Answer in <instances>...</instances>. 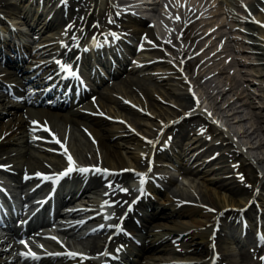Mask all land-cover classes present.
<instances>
[{"label":"bare ground","instance_id":"6f19581e","mask_svg":"<svg viewBox=\"0 0 264 264\" xmlns=\"http://www.w3.org/2000/svg\"><path fill=\"white\" fill-rule=\"evenodd\" d=\"M1 1L2 0H0V3ZM66 1H69V0H66ZM91 1H93L92 14H96L100 8L99 2H103V0H91ZM223 1H226V0H223ZM201 2L202 0H175L174 2V8H177L179 10V14L181 15V18H182V19H179L181 22V27H182L181 36L187 40L186 45L184 46V49H183L184 51H186L187 56L186 58H184V61L182 62V66L184 67V69L190 72L189 73L190 77L196 83H199L200 81L199 79L202 77H204V80H203L204 84L212 83L214 80L219 81V79L217 78L221 77L220 75H223L228 82V85H226L225 89L232 91L233 96H234L232 99H226V98L224 99L222 98V94L220 95L221 96L220 99H224L223 100L224 103H222L223 108L227 107L231 111L230 114L237 116L235 123L242 122L246 117L243 118L240 115L238 116V113L240 112L237 111V109L233 106L234 100H243L245 98L243 102L240 103L239 106H244V105L248 106V104L250 103L249 100L251 99L250 97L249 99H247L249 95L243 92L244 88H241L242 83L239 80H237L235 77L236 69L234 68V62L241 63L242 65H248L252 67L255 71V73L253 72L254 76H256L258 80L264 81V9L262 11V9L260 8V4L264 3V0H242L241 1V3H243V6L247 9L245 11L244 7L242 6L244 15H243V18H241L242 23L244 24L241 30L246 33L247 38L244 40L243 38L235 37L233 41L234 43H236V45L240 44L241 46L240 48H238L235 44L228 42L227 40H224V43H222V45L220 46L218 45V42H220V39H221V35L223 34V31H221L220 28L224 26L228 30H230L234 28L235 26L233 25V22L232 23L230 22L222 23V20L218 19V14H219L218 8L220 7L224 9L223 12L227 20L234 21L236 19L232 15V10H231L232 4H234L235 6L237 5V7L240 9L241 8L239 4L240 2H236V0H227V2H225L223 5H221L219 0H208V2L203 1L204 3H201ZM61 3L66 4V2L63 0L61 1ZM75 4L77 3H74V4L68 3L69 8L67 12L68 14H70L72 19L76 15L79 16L82 10L81 4L79 5H75ZM152 5H155V4H152ZM4 7L5 8L3 9V11H5L7 15L10 13H20V10H22V8L16 5H5ZM35 9L37 10V7H35ZM55 10L59 12V9H55ZM112 13L113 11L111 8L107 9L104 15H101L98 18L91 19L93 21V23L91 22V26H93V28L97 30L101 26L112 27V25H116L118 21L114 20V17H113L114 13L113 14ZM46 14L47 12L45 13V15ZM31 16H33V18L36 19L35 13L32 12ZM191 17L193 18L187 21V19ZM44 18L45 16L41 19V21L44 20ZM54 19L55 17L53 18V20ZM94 19L98 20L97 21L98 23L95 22ZM110 20L112 21L111 23L109 22ZM134 20L136 22H133L134 28L130 30L131 36L132 37L134 36L137 38L139 32L141 31L142 33L139 40L137 41V43L139 42L137 44L139 52H137L138 54L134 55V57L136 58L134 62L141 64L139 60L147 61V59H150V58L155 59L157 56H159L157 55L159 52L155 50L154 52L150 53V55L152 54L150 56L147 53V51H145L146 48L150 45V43L147 40H145L144 37L146 36L147 38H150L148 34L150 33V28L142 26L141 24L143 22L142 19L137 18ZM38 23L40 24L39 27H42V26L46 27V26L52 25V23L50 22L45 25H43L44 22L41 23L39 21ZM238 24L239 23H237V25ZM33 32L35 31L33 30ZM212 33L213 35L211 36ZM171 36L173 37V35ZM49 38L51 37H48V39ZM77 39H78L77 36L65 37L64 44L72 45L77 41ZM173 41H174V46L171 45L169 51L171 52V55L175 59H177L183 54V52L181 51V49H179L175 45L176 40L174 39V37H173ZM244 43L247 45L246 47L247 48L249 47L251 52L255 54L256 61L247 62L244 60H240L239 58H235L234 60L233 58H231V60H227L230 55V52L244 51V49H246V47H244ZM141 45H143L142 48H141ZM18 48H19V45L13 43L11 40L7 39V37H3L2 39H0V55L2 54V52L9 53L10 51L14 54L13 57H17V50H20ZM30 48H31L30 46L29 47L26 46L23 48V50L26 53V58L25 60H21L19 70H24L27 75L37 73L33 76L31 82L35 84H40L41 81L44 79V75H43L44 72L48 69H52V70L54 69L52 58L51 59L46 58L48 54L51 55L53 53V51H50L51 49H53V46H50V47L42 46L39 48L36 47L31 52H30ZM115 59L117 60L116 64L118 65L114 66L112 72L110 73L111 75L118 73L119 68L123 67L121 66L122 64L120 62L121 59L117 58L116 55H115ZM12 60H15V59H12ZM162 61H164L165 64H168L167 61L160 60V61L153 62L150 66L158 62L160 63ZM32 64L35 65V68L32 69L31 71H28V68ZM150 66H146L144 70H146ZM155 67H156L155 70H157L158 75L157 74L153 75L151 72H146V71H145L146 72L145 74L143 72L142 67L141 69H137L136 67H134V63H133L132 65L128 66V68L126 69V72H136L135 74L130 73L128 75L125 73V74L119 75L116 82L106 83L105 85L103 84L102 91H99V90L97 91L98 92L97 99H98V103L100 104V108H98L99 106L98 107L95 106L91 100L88 101L87 99L84 100V105L82 107H79V109H77L75 104L70 102L69 105L66 107V112H63L61 118H59L60 119L59 122L61 123H58L56 125V128L62 130L63 128L62 124L65 126L66 123H68L70 127V131L72 132L71 140L63 143V146L61 147L57 145L54 146V148H59V152H58L59 155H55L56 159H54L53 157L46 158V157H43V155L41 154V153L49 154L44 151L45 150L49 151L53 147V145L45 146L42 144H38V145H35L36 146L35 147L32 145L34 144L33 142L32 144L29 143L30 141L27 140L28 135L25 131L26 130L25 120L19 115V113L18 115H15V113L12 112V108L6 107L5 102L0 99V117L3 112H7V114L9 113L11 114V117L9 118V120L5 121L3 125H0V145H4V144L11 145V144L22 143L23 147H25L28 142L30 145H32V148H34L38 152H41V153L34 154L35 155L34 162H32L31 165H28L26 162H24L25 160H23L21 157L22 152L15 148L14 149L16 151L14 155L9 154V151L13 150V149H10L9 151H6V155L4 157L0 155V161L1 162L3 161L5 163L10 161L9 163L10 166L7 167L8 170L11 171L8 174L11 178L10 180H13V183L15 184L17 188L24 187V189L28 188L27 182H30L29 183L30 187L31 185H34L32 187L33 189L32 193L40 192L41 190L44 189L46 185H47L46 189H48L50 186V182H48V180H43L39 178L35 172L32 173V176L30 177V179L22 180L19 178V174L14 173L13 170L17 172L18 168L23 169V171L27 168V173L32 172L31 170H33L35 167L37 168L44 167L43 165H41V160H40V158L42 159L44 158L45 160H48V161L51 160L57 163L58 167H55L54 170L62 172L68 167L67 159H66V156L63 150L64 147L68 149L71 155L75 154L73 159L76 162V165L78 167L90 168V166L97 164L99 167L110 169V172L113 174L108 175V176H105L102 174H96L92 172L81 173L78 171H73L71 174H69V176H65V178L61 180V182L56 187V190L54 193V205H55L54 213H57L60 210L57 208V205L59 203H61L63 200H69V202L71 203V206H73V209L65 210V211L60 210V212L63 213V216H65L66 218L74 212L82 213L80 209L86 208V207L74 206V205H77L78 202L80 201H87L88 203H91V205L94 206L95 201L92 199L93 197L92 193L96 192L97 190H100V191L102 190V192H100L99 195L108 196L109 199L112 200V204H114V206H112L113 209L118 207L120 204L119 203L120 200H122V194H120L119 188L115 187L111 189V187L108 186L109 184L107 182H103V183L101 182L103 181V176L105 179L114 178L115 181L111 183V186H112L115 182H117L115 178L117 174L121 173L120 172L121 169L127 168V172L122 173V175L119 178V179L124 178L126 180L128 178L130 179V181H128L129 189H127V192L128 191L131 192L132 190L131 188H133L135 190L134 193H136L137 190L142 188L144 191L146 190L144 195L146 193L154 195V200L156 202L153 203V202L147 201V205H150V208L148 209L145 208L144 214H141L139 216L140 225L137 226V224L135 223L132 225L133 226L131 228V231L133 233L132 235L138 238L142 243L133 248L132 245L129 247L130 240H128L127 247L123 249L125 250V252H123L122 250L121 253L118 255V259L120 260L117 261L118 262L117 264H160L165 261H171L169 262V264H200V263H197L196 260H199V259L201 260L202 258H207L206 264H209V259H210V255L212 252V251L210 252V248L212 247L211 241L213 239H214V242L219 240L220 229L224 231V228H221V227L224 226L228 229L227 232L229 233L230 236H227V238L229 239L231 238L230 241H228L230 243L237 242L239 232H236L237 234L233 232L234 226L238 227V225L235 224L236 223L235 216H232L230 218L228 216V218L218 219L216 218L215 215L211 216L210 214L205 212L206 205H210V204H207L210 201L212 203L211 206H217L219 203L221 207L222 206L231 207V205L234 206L235 203L232 202L236 198L234 194H236L237 192L239 193L243 191L242 189L243 187L239 184L240 182H237L235 179H231L232 177L230 179L229 178L226 179L225 177H221L219 175L217 177H208V178H205L203 176V178L207 182L214 183L215 185L214 186L204 185V187H197L196 185L188 184L187 187L182 188V189L175 185L169 191V193H165V192H162V190H160L159 188L154 187V184H153L154 182L152 181V173L149 172V174H145V178H143L145 179V181L141 186L140 181L143 175H141V178L138 182H134L135 177L134 176L130 177L131 171H128V168H131V167L138 169L137 168L138 166L146 163L145 159L147 160L149 159L150 156H154V155L156 156L158 154V149L156 146L155 147L153 146V142L157 138L160 137L159 135L162 133L161 132L162 130L165 131L163 132L162 136H164L165 133H168L166 127L170 129L171 127L178 128V130H176V132L173 135L171 134L172 143L169 144L171 146L172 144H176L179 142V138L182 135L181 133L183 132L186 124H190V125L192 124L193 128L190 130L193 131L194 129H196L194 130L195 133L201 134L203 132L202 130H206V129H205V126L199 122L207 123L209 121V118L205 117L207 120L206 121L202 117V115L200 114V111L194 107L192 98L188 92H176L173 90L176 88L173 87L172 96L173 98L175 99L177 98L176 100H178L177 109L181 111L182 114H184V111H192L194 114L193 115L194 117L189 115L188 117L184 118L183 121L185 122L188 119L190 120L187 121L183 126L179 127L178 125H180L182 121L177 122L175 120L176 116L179 115V113L173 110H169V109L166 110V108L164 109V107L160 106L161 109L159 110V113L166 115L164 116V121L160 120L158 124H153L155 127H149L151 125H148L146 123V126H148L149 128L148 130H144L146 136L150 134L151 139L149 141H151L152 143H148V142H143L140 144L137 143L136 144L137 146H135V148L138 150H135V153L130 152L131 154H129L130 155L129 158H131L132 161L127 162L125 160L124 155L122 154L123 152L120 149L122 138L123 139L125 138V137H122L123 125L116 123L114 120H108V118H106L105 116L99 113L101 111H104V112H109V114H111V116H113L114 118L116 117L124 118L125 117L136 128L138 127V125L143 124L140 121V118L137 117L138 113L136 110H133L132 108L126 106L124 103H121L120 99L117 98L116 96H112L111 94H109V91L113 87H115V89H118L117 92L122 93V95H124L125 97H129L131 95L130 92H135L137 95H139L141 99H139L138 97H135L132 100L139 107L148 109L150 111V109H153L156 107V103L154 102L155 100H157L156 98L162 101L167 99L168 92L159 90L160 85H162L161 82L169 80L168 77L170 78L175 77V75H172V76L163 75L165 72L171 73L173 68L168 67L164 69V68H161L160 65H157ZM139 71H142L140 73L145 78L150 79L151 77L154 79V78L159 77V79H157L159 82H156V83H160V84H156V87H154L153 85L149 86L148 84H145L144 80L146 79H141L139 77V73H137ZM110 74L107 71V75L109 76ZM230 80L233 82L232 84H230ZM218 90L215 91V95H212V93H210L213 90H210L209 92L205 91V93H207V96L213 101L214 105H216L215 101L218 95V94L216 95V93L218 92ZM260 90L261 92L257 95V97H262L264 94V88L262 86ZM155 92L158 93V95ZM12 104H13V107L16 106V103H12ZM119 108L127 110V112L122 114ZM36 112L38 114L44 113V111L40 109H36ZM151 113L154 114L153 110H151ZM249 113L254 115L253 118L257 122V124H255L254 126L252 125L253 128H251V130H248L247 127H242L239 133L238 132L237 133L239 134V136L246 137L247 140L250 142L252 138L251 135L253 134L255 129H259L260 131L262 130V132H264V114L262 115L261 114L262 112L260 113L254 110ZM250 115H248V117H250ZM194 118H196L195 121L192 120ZM82 124L84 126H82ZM80 127L82 129H86V131L90 134V136L94 138V143H95L94 150H98L101 153L100 160H98L97 158L94 159L93 154H96V151L95 153L93 152L90 153L93 159L91 160V157L88 155V152L90 149H92V144L86 138L83 137V135L81 134L79 130ZM206 132L208 131L206 130ZM218 133L221 135L214 141H212L213 139L211 138H206L204 145L207 144V142H209L210 144L205 149H201L198 153L191 154L189 158L193 157L192 160L194 162L193 163L194 166H190L189 163L187 164L183 161L178 162L180 163V168H182V172H185L189 176L197 175L199 174V172L201 173L203 172L204 174H208L209 172L218 173L219 170L220 172H222L223 166L217 167L213 165L215 164L214 161L216 159L221 160V161H226V160L228 161V159H231L233 157V150H234V149H228L226 146H224V144L229 142V146L231 147H234L232 143L234 145L235 144L239 145L238 146L239 151L241 149V146L240 144H238L236 141L233 140L232 136L230 137L225 136L221 131H218ZM237 133H234L233 135L238 136ZM209 135L211 136V134ZM205 136L206 135H201L199 138H197L196 141L205 139ZM190 142L191 141H188L185 147L180 146L179 147L180 151H177V152L179 153L182 152V153H185V155H189L190 150L196 148V145H194V142L193 143L191 142L192 144H190ZM76 144L79 145V147H77ZM83 145H85L86 148H83L84 147ZM200 145H203V144H200ZM263 145H264V141H262L260 138V140L257 141L256 145H254L253 147L259 148V147H263ZM152 148H153V151L151 155ZM143 151H147V152H143ZM242 155H243L242 157H244L243 159L247 161L249 167L252 168L254 171H258L257 169L258 167L256 168L253 162L254 161L256 163L258 161L260 162L262 161V158L255 157L253 158V160H251L252 158H250V156L244 155L243 153ZM202 156H207V157H205V159L203 158V160L199 162ZM1 162H0V165L7 166L4 163L1 164ZM162 164H169V163L162 161ZM160 166L161 165H158L156 161L152 163L151 169L153 168V170H155V172H153V175L165 176L164 178L168 180L169 175L167 174L169 173H167L168 172L167 169L160 167ZM4 169L6 168L0 167V172H3ZM45 171H49V169H46ZM36 172L44 173L41 170L36 171ZM257 173L258 172L256 173L253 172L252 174L253 180H255V178L257 177L258 175ZM219 186L226 188L229 193L227 195L226 194L220 195L217 189ZM262 186L264 188V185ZM254 188H256V186L246 189L244 193L246 192L248 195V193L250 194V190ZM205 189H209V191ZM103 190H107V195L103 193ZM21 191H23V189L19 190V192ZM144 195H143V198H144ZM256 197H257L256 199H259L262 202V203L258 202L259 205L264 203L263 202L264 196L261 191L256 193ZM240 198L241 197H239L238 199L239 201H241ZM197 201L198 202L200 201L203 207H200L198 204H195ZM242 203H245V202H242ZM243 212H244V215H247V219H252V217H250L251 212L249 208L245 209ZM107 213H111V212H107ZM104 214L105 213H102L100 215L96 214V216H100V219L93 217L95 223L98 222L99 220V225L95 228H92L91 229L92 231H95L98 228H101L100 229L101 231H103L104 228L106 230L111 223L116 222L118 219V216L115 217L111 215L108 218V220H104L103 219ZM58 215H60V213H58ZM260 217L264 219L263 212L260 213ZM216 219L221 220L219 222L221 226L219 225L217 230H215V234L212 236L210 234V231L213 230L215 226V225L213 226V223H215ZM70 222H74V219H72ZM85 223L88 225L90 223V220H85ZM248 224L251 225V222L248 221ZM101 225H103L104 227H101ZM260 225L264 228V222L262 223L260 222ZM78 228H80V223L78 221L71 223L70 229L73 230L74 233L77 232ZM86 229L87 228H85V230ZM73 232L70 233V235H72L71 236L72 238L70 239L71 242H74L75 238H78L83 233L84 238L88 240V244H85V246H87L90 249V251L99 250L102 248L103 245L99 243L100 241L99 234H92L93 232H90V231L82 232L80 234H73ZM210 236L214 238L212 239L210 238ZM263 237H264V234H263ZM259 238H257V240L261 242V247H262V239L260 236ZM222 239L224 240V238H221V240ZM76 241H79V239ZM224 241H223V244L219 245V248L217 250L219 251L218 253H221V255H223L222 258H225L227 259V261H229L232 259H230V257L227 258L226 255L229 253L228 251L233 253L234 247L227 245L228 243V242L226 243L227 240H224ZM97 244L100 248L97 246ZM250 252L252 251L249 248L247 250L240 249L237 251L239 260H241L242 264H247L246 261L253 257V255ZM10 256L11 254L8 251L0 250V264H16V261H11L10 259H7ZM38 257L39 259L33 260V263L39 262L41 264H53V263L55 264H88L87 261L86 263L85 262L82 263L80 261L81 258L79 256L77 257H69V256L52 257V256H46V255H39ZM175 260H179L181 262H178V263L173 262ZM88 261L89 263L92 262V264H94L93 261L91 260H88ZM224 264H226V262Z\"/></svg>","mask_w":264,"mask_h":264},{"label":"rangeland","instance_id":"374dc122","mask_svg":"<svg viewBox=\"0 0 264 264\" xmlns=\"http://www.w3.org/2000/svg\"><path fill=\"white\" fill-rule=\"evenodd\" d=\"M78 1V0H77ZM147 14H149V13H147ZM237 17H239V15L237 14L236 15ZM222 18V17H221ZM95 20V22H97L98 20H96V19H94ZM98 23V22H97ZM234 23V25H237V21H234L233 22ZM238 26H240V28H241V26H242V24H238ZM243 26H244V24H243ZM146 27V26H145ZM243 28V27H242ZM239 30V31H238ZM221 31H223V35H222V39H224V38H228L229 36V34L230 35H233L232 37H234V36H238L239 38H247L246 37V34L244 33V32H242L240 29H238L237 27L236 28H233L231 31H229V32H226L227 31V29H226V27H221ZM225 32V33H224ZM32 33H33V31H32ZM228 36V37H227ZM230 38V37H229ZM228 38V39H229ZM210 40V39H209ZM228 42H230V43H233V44H235L236 45V43H234L233 42V39H231V40H229ZM222 43H223V41H220V42H218V45L220 46V45H222ZM238 43V42H237ZM175 45L179 48V49H181V46L178 44V42H176L175 43ZM186 45V43L185 44H183V46H182V48L184 49V46ZM237 47H241L240 46V44H238V45H236ZM247 45L244 43V47H246ZM247 48V47H246ZM230 54H233V51L232 52H230ZM234 55L236 56V57H239L240 58V60H244V61H247V62H253V61H256V59H255V54L254 53H250L249 52V47H248V49H246V50H244V51H240V52H237V53H234ZM253 55V56H252ZM182 56V55H181ZM234 59V58H233ZM227 60H231V56L229 55V57H228V59ZM165 61H167V60H165ZM184 61V60H183ZM133 63H131L130 65H132ZM127 65V64H126ZM153 65H155V66H157V65H160V67L161 68H164V69H166V68H168V67H171L172 68V66H171V64H165L164 63V61H162V62H158V63H156V64H153ZM152 65V66H153ZM150 66V67H148L147 69H146V72H151L153 75H155V74H157V70H155V66ZM235 67V72H236V75H235V77H236V79L237 78H239V79H237V80H239L241 83H242V85H241V88H244V90H243V92L244 93H247L249 96H248V98L247 99H249V97H250V99L251 100H249L250 101V103L248 104V106L247 105H244V106H239L240 105V103L241 102H243V100L245 99H243V100H236V102H234L235 104L234 105H236V107H237V111H239L240 113H238V116L240 115V116H242L243 118H245L242 122H236L235 123V119H236V117L237 116H235V118L234 119H230V123H229V128H231L232 130L234 129H236L237 131H240L241 129H242V127H247L248 128V130H251V128H253V126L255 125V124H257V122L254 120V115L253 114H251V113H249V112H252L253 110L254 111H257V112H262L261 114L263 115L264 114V107L262 106V105H264V94H263V96L262 97H257V95L261 92V90H260V88H261V86L264 88V81L263 80H258L257 79V77L256 76H254V74H253V72L255 73V71H254V69L252 68V67H250V66H248V65H242L241 63H237V64H235L234 65ZM255 67H256V65H255ZM172 70H174V69H172ZM180 70H185V71H187L186 69H184V67L181 65V68H180ZM125 70H121L119 73H121V72H124ZM139 72H141V71H139ZM138 72V73H139ZM154 72H156V73H154ZM128 73V72H127ZM130 73H133V74H135V72H129V74ZM168 74V76H172V75H175V77H168L169 78V80H167V81H163V82H161V84L162 85H160V87H159V90H161V91H164V92H168V96H167V99H165L164 101H162V100H158V98H156L157 100H155L154 102L156 103V107L155 108H153V109H150V111H149V113L151 112V110H153V112H154V117H152V114L151 115H149L150 116V118L149 117H147L148 115H142L143 117H145V118H148V119H143V118H140L138 115H137V117L138 118H140V120H141V122L143 121V120H145V121H143V124H141V125H138V129H139V131H141L142 132V134L143 135H146L145 134V132H144V130H148V128L149 127H151V126H153V127H155L153 124H158L159 123V121H157V120H155V119H161L162 121H164V116H166V115H163V114H160L159 113V110L161 109V107H164V109L166 108V110H173V111H176L177 113H179V115H177L176 116V121L177 122H180V121H182L181 123H180V125H178L179 127H181V126H183L187 121H189L190 119H188V120H186V122L185 121H183L184 120V118H186L185 116H181L180 117V115H181V111H179L178 109H177V107H178V105H177V103H178V100H176L175 98H173V96H172V91L174 90V91H176V92H186L185 91V89H184V84H183V81H182V79H181V74H177L175 71H172L171 72V74H169V73H167ZM158 75V74H157ZM221 77H218L217 79H219V81L218 80H215V83L216 84H213L214 86H215V88H213L211 85H209L208 83H200V81H199V87H197L196 88V97L198 98V100H199V102L200 103H202V105H204L205 103L206 104H208V105H210V102L211 103H213V101L207 96V93H205V91H208V90H213L214 92V94L212 93V95H215V91L216 90H218V89H220V90H218V92L216 93V95H217V98L216 99H218L219 98V100H218V102L220 103V105H223L222 103H224V99L226 98V99H230V98H232V97H234L233 96V93H232V91H229V90H227V89H225V87H226V85H228V82H227V80L225 79V77L223 76V75H220ZM141 79H146V80H144L145 81V84H148L149 86H151V85H153L154 87H156V84H160V83H156V82H159L157 79H159V77H157V78H151L150 77V79L149 78H145V77H143V75H141V76H139ZM113 78H115V76L113 77ZM113 80V79H112ZM204 80V79H203ZM105 81V80H104ZM194 81V80H193ZM217 81V82H216ZM168 82V83H167ZM172 82V83H171ZM195 82V81H194ZM217 83H218V85H217ZM221 83H222V85H221ZM233 83V82H232ZM155 84V85H154ZM195 84H196V82H195ZM220 84V85H219ZM173 87H175L176 89H173ZM101 89H102V87H101ZM173 89V90H172ZM203 89H205V91L203 90ZM215 89V90H214ZM225 91H224V90ZM222 90V91H221ZM100 91V90H99ZM209 92V91H208ZM224 92V93H223ZM111 93H117V94H120V93H118L116 90H112L111 91ZM135 93V92H134ZM156 93V92H155ZM174 93V92H173ZM97 94H98V92H97ZM157 95H158V93H156ZM222 94V98H224V99H220L221 98V95ZM226 94V95H225ZM121 95V94H120ZM176 95V94H175ZM113 96V95H112ZM219 96V97H218ZM156 97V96H155ZM177 97V96H176ZM169 98V99H168ZM210 101V102H209ZM253 103H252V102ZM255 104V105H254ZM213 105H214V103H213ZM233 105V106H234ZM252 105V106H251ZM161 106V107H160ZM216 106V105H215ZM151 108V107H150ZM205 108V107H204ZM120 110H121V112H122V114L123 113H126L127 112V110H124V109H121V108H119ZM126 109V108H125ZM197 109V108H196ZM224 109H225V111H224ZM227 109V110H226ZM244 109V110H243ZM197 110H199V109H197ZM247 110H248V112H247ZM251 110V111H250ZM200 112H201V110H199ZM223 111L224 112H228L229 111V109L227 108V107H225V108H223ZM147 113V112H146ZM164 113V112H163ZM145 114V113H144ZM250 115V117H248V115ZM245 115V116H244ZM193 116V115H192ZM180 117V118H179ZM194 117V116H193ZM192 117V118H193ZM197 118V117H196ZM196 118H194V119H192V120H196ZM248 119V120H247ZM201 120V119H200ZM229 120V119H228ZM252 121V123H251V121ZM202 121V120H201ZM249 121V122H248ZM234 122V123H233ZM59 123H61V122H59ZM146 123L148 124V125H151V126H146ZM190 123V122H189ZM199 123H201V124H205L206 125V127H207V129L209 130L208 132H210L211 134H213V132L212 131H214V129L216 130V132H214V134H215V137H211L209 134H208V132H206V131H203L201 134H196L195 133V131L194 130H196V129H194L193 131L192 130H190V129H192L193 127H192V124L190 125V124H186V126L184 127V130H183V132L181 133L182 135L180 136V138H179V142L174 146V148L177 150L178 149V151H180V149H179V147L180 146H182V147H185L186 146V144H187V142L188 141H191L192 143L194 142V145H196V148L195 149H192V150H190V154L189 155H185V153H183V155L184 156H182V157H180L179 156V160L177 161V162H179V161H183V162H185V163H189V165L190 166H194V162H193V160H192V158L193 157H191V158H189L190 156H191V154H195V153H198L201 149H205L210 143L209 142H207V144H205L204 145V142H205V140H206V138H211V139H213L212 141H214V140H216L218 137H220V135L221 134H219V133H217L218 131H220V129H216V126L214 127V126H212L211 124H207V123H205V122H199ZM4 124V122H1L0 123V125H3ZM251 125V126H250ZM253 125V126H252ZM64 125L62 124V127H63ZM212 126V127H211ZM249 126V127H248ZM214 127V128H213ZM229 128H227V129H229ZM69 129H70V127H69ZM166 129H167V132L168 133H175L176 132V130H178V128L177 127H175V128H173V127H171V129L170 128H168V127H166ZM257 130V131H256ZM139 131L138 132H133V133H130V134H128L127 136H125V140H122L121 141V144L123 145V144H126V148H125V146L123 145V146H120V149L122 150V154L123 155H125L126 156V159L127 158H129V154H131V153H133L134 152V148H133V146H135V143L137 142V141H140L141 140V137L140 136H138L139 135ZM227 131H229V130H227ZM234 133H236V131L234 132ZM233 132L230 134L231 136L234 134ZM259 133V134H258ZM163 133H161L159 136H161ZM208 134V135H207ZM224 134V133H223ZM255 134V135H254ZM261 134V135H260ZM71 135H72V132L70 131L69 132V140H71ZM201 135H206L205 136V139H201V140H199V141H196L197 140V138H199ZM260 135V136H259ZM130 136V137H129ZM217 136V137H216ZM229 136V135H228ZM254 136V137H253ZM262 136V137H261ZM84 137V136H83ZM82 137V138H83ZM126 137H127V139H126ZM129 137V138H128ZM230 137V136H229ZM251 140H250V142L247 140V138L246 137H244V136H237V138L240 140V142L243 144V148H242V153L244 154V155H248V156H250V158H252L251 160H253V158H257V157H261L262 158V161H258L257 163L254 161L253 162V164H255V166H256V168L258 169V171H254L252 168H250L249 167V165H248V163H247V161L245 160V159H243L244 157H242L243 155H242V153L241 152H239V149L235 146V145H233L234 147H231V146H229V142L228 143H225L224 144V146H226L228 149H234L233 150V157L231 158V159H228V161L226 160V161H221V160H218V159H216L214 162H215V164H213V165H215V166H217V167H221V166H223V170H222V172H220V170H219V172L218 173H212V172H209L208 174H204L203 172L201 173V172H199V174H197V175H185V174H182L181 172H180V174L182 175V180L183 181H185L186 183H187V181L190 183V184H193V185H196L197 187H204V185H208V186H214L215 184L214 183H210V182H207L204 178H203V176L205 177V178H208V177H217L218 175L219 176H221V177H225L226 179L227 178H231V179H237L236 181L237 182H240L239 184L243 187L242 189H243V191L242 192H237L236 194H234L235 195V200L234 201H232V202H234L235 204H234V206L233 205H231V207L230 206H228V207H224V206H222L221 207V205H220V203L217 205V206H211L212 205V203L209 201L207 204H210V205H208V208H206L205 209V212L206 213H208V214H210V215H212V214H214L215 213V210L214 209H217V210H219V214H218V216H219V218H222V219H224V218H228V216H229V218L230 217H232V216H235L236 218L235 219H237V214H241V213H244L241 209H243V207H248L249 208V210L252 212L253 210H256V211H258V213H260L261 211H263L264 212V203L263 204H260V207L259 206H257V202H260L258 199H256L257 197H256V193L257 192H259V191H261L262 193H263V196H264V188H263V186L262 185H264V145H263V147H259V148H254L253 146L254 145H256V143H257V141H259L260 140V138H261V140L262 141H264V132H262V130L260 131L259 129H255L254 130V132H253V134L251 135ZM257 137V138H256ZM260 137V138H259ZM178 138V137H177ZM84 139V138H83ZM172 139L170 138L169 139V144H171L172 143V141H171ZM161 140H160V143L159 144H161ZM190 142V144H192ZM182 143V144H181ZM185 143V144H184ZM200 144H203V146L202 145H200ZM12 145V144H11ZM6 146V147H5ZM170 146V145H169ZM203 148H202V147ZM0 147H5V148H2V150L3 149H5V152L4 153H6V151H9L10 149H13L10 145H6V144H4V145H0ZM252 147V148H251ZM34 149V148H33ZM35 150V149H34ZM127 150V151H126ZM171 150V149H170ZM262 151V152H261ZM131 152V153H130ZM168 152L170 153V151L168 150ZM172 152V151H171ZM238 152V153H237ZM1 153V152H0ZM178 153V152H177ZM205 153V152H204ZM240 154V155H239ZM217 155V154H216ZM215 155V156H216ZM186 156V157H185ZM176 157V156H175ZM205 157H207V156H202V158H200L201 160H199V162L200 161H202L203 160V158L205 159ZM247 157V156H246ZM189 158V159H188ZM23 159V158H22ZM186 159H188L187 161H186ZM32 160H34V157H33V159ZM130 160H131V158H130ZM130 160H127V162H130ZM196 160H198V159H196ZM165 162V161H164ZM230 162V163H229ZM229 164H231V165H229ZM226 167V168H225ZM230 167V168H229ZM179 168H180V166H179ZM260 169V170H259ZM227 170V171H226ZM216 171V170H215ZM225 171V172H224ZM198 172V171H197ZM196 172V173H197ZM228 172V173H227ZM253 172H258L257 174V177L255 178V180H253V176H252V174H253ZM221 173V174H220ZM233 173V174H232ZM236 176V177H235ZM234 177V178H233ZM244 177V178H243ZM249 181V182H248ZM234 183V182H233ZM256 184V185H255ZM228 185H230V184H228ZM256 186V188H254V189H252V190H250V194L248 193V195H247V193L245 192L244 193V191L246 190V189H249L250 187H255ZM245 187V188H244ZM218 189V192L220 193V195H222V194H228L229 192H228V190L226 189V188H224V187H218L217 188ZM225 189V190H224ZM257 191H256V190ZM205 190H208L209 191V189H205ZM249 192V191H248ZM165 193H169V192H165ZM244 194V195H243ZM239 197H241L240 199H241V201H239L238 199H239ZM198 199V198H197ZM219 201V200H218ZM264 201V200H263ZM242 202H245V203H242ZM249 202L251 203L249 206H248V204H249ZM195 204H198L200 207H203V205H201V202L199 201H197ZM247 208V209H248ZM209 209H212V210H214V211H210ZM261 209V210H260ZM226 212V213H225ZM257 213V214H258ZM259 215V214H258ZM243 216V215H242ZM242 216H241V218H242ZM222 228H224V231H222L221 229H220V231H219V236H220V238H219V240L216 242L217 244L219 243H223V241L224 240H227L228 241V239H227V237H226V234L228 233L227 232V230L228 229H226L225 227H222ZM226 230V231H225ZM221 238H224V240L222 241L221 240ZM226 238V239H225ZM227 241H226V243H227ZM224 243H225V241H224ZM245 243H246V245L249 243V240H247V239H244L243 241H241L238 245H236L235 244V248L237 249V251L238 250H240V249H242V245H245ZM227 245H230V246H233V242L232 243H230V244H228L227 243ZM234 247V246H233ZM244 247V246H243ZM204 259H207V258H204ZM200 260V259H199ZM199 260H196V262L197 263H200V264H203V258L201 259V261H199ZM173 262H175V261H173ZM250 262V264H253V262H252V260H250L249 261ZM178 263V262H177ZM206 264V263H205Z\"/></svg>","mask_w":264,"mask_h":264},{"label":"snow or ice","instance_id":"6c2138e0","mask_svg":"<svg viewBox=\"0 0 264 264\" xmlns=\"http://www.w3.org/2000/svg\"><path fill=\"white\" fill-rule=\"evenodd\" d=\"M118 15H119V13H118ZM176 19L179 20V17H176ZM109 22L111 23L112 21L110 20ZM69 27H71V25H69ZM111 35L114 38H117V39L119 38L118 36H116L115 33H111ZM144 39L147 40V37L145 36ZM149 43H151V42L149 41ZM168 43H170V41H168ZM142 47H143V45H141V48ZM57 63L60 66V70L61 71L68 72L70 75H73V76H77L78 75L77 72H75V71L72 70L71 66L66 65V64H61V62H59V61H57ZM197 106H199V102L198 101H197ZM101 115H102V113H101ZM209 115H211V114L209 113ZM32 123L33 124H38L39 122L33 121ZM33 130H35V129H33ZM43 130L44 131H50L46 126L43 127ZM55 142L56 143H61L58 139L55 140ZM148 143H152V142L151 141H148ZM64 154H65L66 159H67L68 167L63 172H61L59 174H55V178L56 179L62 178L64 176H67V175L71 174L73 171H78V172H81V173H89V172H92V173H96V174H102V175H105V176H108V175H112L113 174V173L110 172V170H108V169H102V168H100L98 166H93L91 168L78 167L76 165V162L74 161L72 155L68 152L67 148L64 149ZM0 167L7 168L9 166L0 165ZM36 175L38 177H40L41 179H43V180H51V179L54 178L53 176H45L44 174H41V173H37ZM25 179H30V177H28L26 175L25 176ZM143 183H144V179L142 177L141 178V184H143ZM108 186L111 187V184H109ZM120 190L121 191H124V192L127 191V189H120ZM106 195H107V193H106ZM105 205H108V202L107 201H105ZM108 206H114V204L113 205H108ZM209 210L210 211H214L212 209H209ZM106 218H108V217H106ZM101 227H104V226L101 225ZM114 227H116L117 229H120V226L119 225H116ZM51 239L57 240L56 237H51ZM261 239H264V237H261ZM57 242L59 243V241H57ZM19 243L21 245H23L25 249H27V251L20 252L19 253L20 256L24 257L25 259H28V258H31L33 260L39 259L37 253L34 252V251H32V249H31L28 241L22 239V240L19 241ZM40 247L42 248L43 246L40 245ZM49 255H60V253H54V254L53 253H49ZM67 255L69 257H77V256H79L81 259H87V257H84L83 256V254H79V253H75V252H71V251L67 252ZM260 259L261 260H264V257H260Z\"/></svg>","mask_w":264,"mask_h":264}]
</instances>
